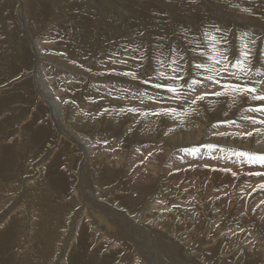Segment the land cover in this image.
I'll return each mask as SVG.
<instances>
[{"label":"rangeland","instance_id":"obj_1","mask_svg":"<svg viewBox=\"0 0 264 264\" xmlns=\"http://www.w3.org/2000/svg\"><path fill=\"white\" fill-rule=\"evenodd\" d=\"M176 1L0 0V264H148L142 250L174 264H264V189L257 187L264 175L254 174L264 171L222 151L264 154V124L243 119L260 118L248 111L258 104L222 87L240 83L264 91V75L256 73L264 72V32L256 28L264 31V0ZM226 2L260 25H244L240 14L211 6ZM205 32L217 37L215 48L229 63L247 44L249 75L238 81L221 73L225 78L209 82L208 97L196 105L169 99L153 87L168 82L157 76L156 50L179 49L185 81L203 80L208 73L192 66L212 63ZM141 42L147 71H138L140 79L112 73L141 63L132 59ZM138 92L147 94L131 98ZM47 100L59 106L57 122ZM127 107H172L181 114L119 112ZM247 132L252 135H236ZM193 147L196 156L182 151ZM97 207L107 223L99 221ZM125 218L142 222V240L154 242L149 250L136 248L134 224ZM250 241L257 252L248 259L240 244Z\"/></svg>","mask_w":264,"mask_h":264},{"label":"snow or ice","instance_id":"obj_2","mask_svg":"<svg viewBox=\"0 0 264 264\" xmlns=\"http://www.w3.org/2000/svg\"><path fill=\"white\" fill-rule=\"evenodd\" d=\"M216 31L218 32L219 29L217 28ZM140 35L143 36V33H140ZM204 35L210 38L213 52L215 53V55L209 57V59L212 61L211 65L195 63L192 66L193 71L196 73H199V70L201 69H203L205 72L208 73V75L203 80L193 77L190 81H185V76L182 74L185 71V69L183 65L180 63V61L184 59V56L179 49L170 47L168 54H165L164 49L162 47L156 50L157 52L156 62L159 64V68L156 70L157 76L160 80L167 79L168 82L167 83L157 82L153 85V87L157 89L159 88L165 89L166 92L170 94L169 99L186 102L189 106L196 105L198 101L202 102L208 97L209 93L207 89L209 87V82L213 85L220 84V80L217 79V77L220 76L221 73H227L229 78L235 77V79L238 81L241 79L242 76L246 77L249 75L251 71L250 51L248 50L247 44H244L242 46V50L240 52L241 58L236 59L234 63H229L226 52L224 50L215 48L217 37L207 32H205ZM190 43H195L197 47H201V42L198 40L190 41ZM144 49H145V45L143 44V42H141V44L137 45V47L132 50L134 53L139 52V55L133 56L132 59L141 61V63H138L136 65V68L134 70L117 72L115 69H111L110 71L116 75L130 77L132 80L140 79V77L137 75L138 71H140L141 69L147 71V69L144 68V64L142 63L147 58ZM193 51H195V49H193ZM200 54L204 55L203 52H201ZM113 56H115V54H113ZM113 62L120 64L128 63L127 59L124 58H115ZM230 69H235V71H230ZM256 73L257 75H264V72H261L260 69H256ZM100 74L103 75V73ZM143 83H148V80H143ZM222 87L223 89L228 90L231 93L244 94L245 97H248L253 101H264V91H261L259 94H257L256 87H249L247 85L242 86L240 83H224ZM198 89H199V94H196ZM146 94L147 93L145 92H138L135 93L131 98L133 99L142 98ZM212 95L216 97H221L225 95V92L215 91L214 93H212ZM190 96H194V98L190 99ZM149 99L159 100L160 97H149ZM141 103H143L142 99H141ZM107 111H108L107 109L104 110V112ZM248 111L258 112V113L264 112V104H260L257 107H250ZM104 112H101L100 114L103 115ZM119 112L140 113L144 116H148V115L171 116L173 119H176L177 116L181 114L180 112H178L176 108H172V107L159 108L156 110H149V111H142L140 108H136V107H127V108H121ZM184 112L186 113L187 109H184ZM243 119L246 121H251L252 124H264V119L258 120L252 116H244ZM233 123H235V121H233ZM257 131H259V129H257ZM219 135L223 136V135H227V133L221 132L219 133ZM236 135L251 136L252 132H247L246 134L236 133ZM204 147L208 149H214L217 146L214 144H207L204 145ZM182 151H184L187 155L196 156L199 152V149L193 147L190 149H183ZM222 151L230 152L231 155L235 156L237 159L241 157L246 158V162L249 165L258 164L264 167V154H255L246 151H237L235 149H227V150L222 149ZM225 171H231V169H225ZM254 174L264 175V173H259V172ZM232 175L236 176L237 173L233 172ZM257 187L260 189H264V183L259 184ZM253 191H255V189H253ZM262 203H264V201H262Z\"/></svg>","mask_w":264,"mask_h":264},{"label":"bare ground","instance_id":"obj_3","mask_svg":"<svg viewBox=\"0 0 264 264\" xmlns=\"http://www.w3.org/2000/svg\"><path fill=\"white\" fill-rule=\"evenodd\" d=\"M178 1V0H177ZM176 1V2H177ZM180 1V0H179ZM182 1V0H181ZM199 2H206V3H208V0H198ZM218 1V0H217ZM216 1V2H217ZM234 1V0H233ZM232 1V2H233ZM236 1V0H235ZM165 2V1H164ZM190 2V1H189ZM192 2V1H191ZM194 2V1H193ZM221 2H223V1H221ZM237 2H238V0H237ZM21 3V2H20ZM161 3V2H160ZM159 3V4H160ZM179 3V2H178ZM178 3H176V5H178V7H179V5L180 4H178ZM218 3V2H217ZM227 3L228 2H226V6H223V4L222 5H211L212 6V8L214 9V11H217V13H221V11L222 12H224V13H226L227 15L229 14V15H233L232 13L230 14V12H236L237 14H236V16H234V17H238L239 16V14L241 15V17L240 18H238V20H241V21H243V24L245 25V24H251V25H255V26H258V25H260V24H257L256 22H257V19L256 18H253V17H249V15L247 14V13H245L246 11H243V10H241V11H237V10H234V9H231L230 8V5L231 4H229V5H227ZM242 3V2H241ZM164 4V3H163ZM162 4V5H163ZM166 4V3H165ZM175 4V3H174ZM173 4V7L175 8V5ZM182 4V3H181ZM187 4V3H186ZM212 4H213V1H212ZM234 4H237V3H233V5ZM110 5V4H109ZM194 5H196V4H194ZM256 5V4H255ZM245 5H238V7L239 8H242V7H244ZM173 7H170V5H169V8H173ZM180 7H182V5H180ZM219 7V8H218ZM235 7H236V5H235ZM117 8V7H116ZM164 8H165V5H164ZM166 8H167V4H166ZM165 8V9H166ZM237 8V7H236ZM180 9V8H179ZM183 9H184V5H183ZM242 9H245V8H242ZM167 10H169V9H167ZM230 11V12H229ZM181 12V11H180ZM229 12V13H228ZM179 13V12H178ZM198 13V12H197ZM172 14V13H171ZM225 14V15H226ZM179 15V14H178ZM172 16H174L173 14H172ZM211 16V15H210ZM220 16V15H219ZM250 16H251V14H250ZM234 17H231V18H234ZM259 17V16H258ZM219 18V17H218ZM235 18V19H236ZM23 20H25V19H23ZM227 20V19H226ZM224 20H222V22H223ZM263 21V20H262ZM263 24H264V22H262ZM26 25V24H25ZM263 27V26H262ZM207 28V27H206ZM259 31H261V32H264L263 30H262V28L261 27H256ZM26 29V28H25ZM249 29V28H248ZM264 29V28H263ZM39 48V47H38ZM35 52H36V54H37V47L35 46ZM264 55V54H263ZM262 59H263V57H261ZM264 62V61H263ZM223 78H225V76L224 75H221L220 76V79H223ZM45 84V83H44ZM49 84V83H48ZM46 86H47V84H45ZM209 89H211V88H209ZM39 90H40V92H41V88L39 87ZM101 90V89H100ZM121 91H122V89H121ZM208 91V90H207ZM211 91V90H210ZM43 92V91H42ZM43 94V93H42ZM51 95V94H50ZM122 96V95H121ZM45 97V96H44ZM44 99V98H43ZM47 99V98H46ZM43 101V100H42ZM46 102V101H45ZM52 103L53 102H55V100H53L52 99V101H51ZM254 103H257L258 105H259V103H258V101L257 102H255V101H253ZM46 103H48V105L51 107V111H52V113H53V120H54V122H57L58 120V117H60L61 118V116H62V114H61V111H60V109H59V106L58 105H52V103H50L48 100H47V102ZM99 104V103H98ZM103 104H105V103H103ZM242 105V104H241ZM240 105V106H241ZM256 105V104H255ZM257 105V106H258ZM146 106V105H145ZM144 107V106H143ZM142 107V108H143ZM155 109V108H154ZM143 111V110H142ZM251 113V112H250ZM51 114V113H50ZM256 114V113H255ZM261 116H260V115ZM259 116L257 115L256 117L258 118V117H260V118H258V119H264V115L261 113V112H259ZM67 136H68V134H67ZM76 139H79V138H76ZM75 139V140H76ZM80 142H81V140H80ZM84 142V141H83ZM82 143V142H81ZM85 143V142H84ZM80 145V144H79ZM88 146V145H87ZM85 149H86V146H83ZM89 150V149H88ZM87 150V151H88ZM83 154H84V152H83ZM85 154H87L86 153V151H85ZM87 156V155H86ZM84 160V159H83ZM84 166H85V164H84ZM81 170H82V168H81ZM84 170H85V168H84ZM83 170V171H84ZM257 170L258 171H260V170H262V171H264V167H262V166H259L258 168H257ZM82 172V171H81ZM82 174H85V172L83 173L82 172ZM81 176H83V175H81ZM83 181V180H82ZM82 185V184H81ZM84 185V184H83ZM85 192H86V190H85ZM13 193V192H12ZM92 193V192H91ZM88 194H90L89 192H88ZM87 195V194H86ZM264 195V194H263ZM93 196V195H92ZM92 196H89L88 195V197L90 198V197H92ZM16 198V197H15ZM15 198H13V200L15 199ZM86 198V197H85ZM84 198V199H85ZM89 198H87V199H89ZM263 199V198H262ZM90 201H92V200H94V199H89ZM94 202H95V200H94ZM95 203H99V202H95ZM107 206V205H106ZM108 207V206H107ZM97 212H99V207H97ZM103 211L105 210V212H106V210H108V211H110V213L112 212V213H114V211L112 210H109L108 208H104V209H102ZM116 213V212H115ZM116 214H118V213H116ZM119 215V214H118ZM145 215V214H144ZM120 216V215H119ZM98 218H99V221H101V220H103L104 221V223H107V218H105L103 215H102V212H99L98 213ZM129 218V217H128ZM128 218H125L126 220H128L129 221V219ZM129 222H131V221H129ZM132 224H134L132 227H130L131 229H133L134 230V232L132 233L131 232V234L134 236V239H135V242H136V245H138V247H136L137 249H140V246H142V247H144L146 250H149L148 248H147V246L149 245V246H151V244H153L154 242H152L151 243V241H152V239H146V242L145 241H143L142 240V235H143V232H144V229H143V227L142 226H140L139 224L141 223L142 224V222H140V223H137V222H131ZM126 229V228H125ZM146 230V229H145ZM147 231V230H146ZM230 231V230H229ZM228 231V232H229ZM227 232V230H226V232H224V237H225V239H227L228 238V241H229V239L232 237L231 235V237L229 236V233ZM251 232V231H250ZM232 233V232H231ZM252 236V235H251ZM147 237V236H146ZM250 238H252V237H250ZM254 238H252V240H253ZM226 241V240H225ZM227 241V242H228ZM223 243H224V241H223ZM242 243V242H241ZM250 243V244H249ZM255 243V241H250V242H245V243H242V244H240L241 246H245L246 247V250H245V254H246V257L248 258V259H250V257H252L251 255V253L252 252H257V247H256V245L254 244ZM157 244V243H156ZM230 244H227L226 245V247L227 246H229ZM258 245V244H257ZM156 246V245H155ZM170 246V250L168 251L169 252V254H171V255H173V253H174V251H173V249H172V247H171V245H169ZM152 248H154L153 246H152ZM178 248V247H177ZM161 250H163V249H161ZM165 252L166 251H164V254H165ZM147 252H145V251H143L142 250V252H141V256H143L144 257V259H147L146 260V262L148 263V264H174L173 263V261L172 260H170L169 258H167L166 257V259L164 258H160L159 257V255H158V253H157V251H155V255H151V254H149V253H147ZM163 253V252H162ZM162 256V255H161ZM189 256H191V255H189ZM163 257V256H162ZM192 257V256H191ZM194 257V256H193ZM171 259H173V258H171Z\"/></svg>","mask_w":264,"mask_h":264}]
</instances>
